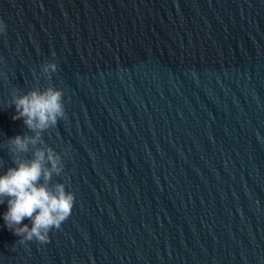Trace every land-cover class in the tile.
<instances>
[{"label": "water", "instance_id": "95a60500", "mask_svg": "<svg viewBox=\"0 0 264 264\" xmlns=\"http://www.w3.org/2000/svg\"><path fill=\"white\" fill-rule=\"evenodd\" d=\"M0 20V172L50 147L75 197L45 243L0 220V264H264V0H0ZM49 85L65 116L14 154L34 133L13 96Z\"/></svg>", "mask_w": 264, "mask_h": 264}, {"label": "clouds", "instance_id": "9594fccd", "mask_svg": "<svg viewBox=\"0 0 264 264\" xmlns=\"http://www.w3.org/2000/svg\"><path fill=\"white\" fill-rule=\"evenodd\" d=\"M5 29L4 21L0 20V33ZM40 71L50 78L56 71L55 62L42 63ZM12 104L15 107L12 119L22 118L24 125L34 133L8 138L14 154L27 151L30 144L37 143L40 131L65 116L63 92L54 85L24 92L17 90ZM14 163L15 166L0 172V205H6L0 211V220L19 237L21 244L33 239L45 243L49 240V231L59 228L71 214L74 193L66 190L63 183L51 187L46 183L54 172L61 170L60 157L52 148L37 149L30 160L17 159ZM25 218L30 224L22 223Z\"/></svg>", "mask_w": 264, "mask_h": 264}]
</instances>
